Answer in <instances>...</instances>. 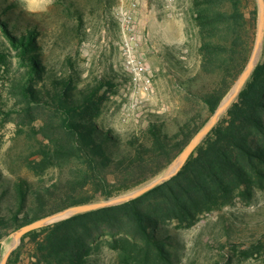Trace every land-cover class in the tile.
<instances>
[{
  "label": "trees",
  "instance_id": "trees-1",
  "mask_svg": "<svg viewBox=\"0 0 264 264\" xmlns=\"http://www.w3.org/2000/svg\"><path fill=\"white\" fill-rule=\"evenodd\" d=\"M0 0V32L23 69L9 81L11 112L35 119L45 112L32 167L56 169L53 183L11 179L0 171V260L2 242L21 227L66 208L107 201L159 176L209 121L246 67L256 38L255 0H191L189 15L198 28L199 70L188 79L187 93L201 107L175 120L171 131L154 115L139 135L127 138L99 123L112 80L81 85L72 70L58 74L45 53V32L15 4ZM115 0H56L65 19L63 35L82 43L87 16L99 7L112 21ZM11 53L0 46V68ZM264 192V43L250 79L217 125L169 181L121 205L77 214L27 233L7 264H99L103 250L116 264H177L176 240L205 218L226 216L238 200L251 202ZM252 239L246 256L264 251ZM29 246V247H28ZM28 247L27 258H22ZM224 247V246H222ZM236 251L222 256L234 264ZM222 260L217 261L220 264Z\"/></svg>",
  "mask_w": 264,
  "mask_h": 264
},
{
  "label": "rangeland",
  "instance_id": "rangeland-1",
  "mask_svg": "<svg viewBox=\"0 0 264 264\" xmlns=\"http://www.w3.org/2000/svg\"><path fill=\"white\" fill-rule=\"evenodd\" d=\"M55 1L5 0L3 6L14 3L15 15L22 13L45 32V53L58 74L75 70L81 85H96L101 78L112 80L101 91L105 98L99 123L106 129L127 138L147 129L154 115H163L169 130L175 131V120L182 122L188 112L201 107L186 90L188 79L200 66L198 28L189 15L191 0H115L112 21L103 16L100 7L87 16V38L82 43L70 34L63 35L65 16ZM255 5L258 13L257 0ZM121 7L128 12L132 28L126 35L122 33ZM0 46L11 53L8 65L0 68V171L11 179L22 177L48 185L59 177V171L42 173L32 168L38 161L35 147L40 138L32 133L38 132L45 112L36 110L35 119L11 112L14 98L9 81L23 69L1 32ZM225 212L223 218L214 215L179 232L177 264H216L219 260L222 264V256H231L233 251L234 264H264V251L245 255L251 240L264 233V192H258L249 203L238 200ZM13 234L2 242L1 259L13 243ZM99 264L116 262L103 250Z\"/></svg>",
  "mask_w": 264,
  "mask_h": 264
},
{
  "label": "water",
  "instance_id": "water-1",
  "mask_svg": "<svg viewBox=\"0 0 264 264\" xmlns=\"http://www.w3.org/2000/svg\"><path fill=\"white\" fill-rule=\"evenodd\" d=\"M258 4V23H257V33L253 49L251 51L249 60L246 64L245 69L239 76V78L234 83L233 87L217 107L216 111L209 119V121L194 135L187 146L182 150V152L177 156V158L171 163V165L157 178H155L150 183L144 185L143 187L109 199L107 201L94 202L89 204H82L77 206H72L66 208L57 213L48 215L44 218L38 219L30 224H27L13 234V243L7 249L6 253L3 255L0 264H7L11 254L18 248L22 238L29 232L41 229L43 227L52 225L54 223L66 220L74 215L83 214L91 211H95L102 208L112 207L124 204L131 200L137 199L149 191L153 190L157 186L169 181L186 164L190 156L194 153L197 147L202 143V141L207 137V135L212 131V129L217 125L220 118L226 113L232 103L237 99L238 95L244 88L247 81L250 79L253 71L255 70L262 54L263 43H264V0H257Z\"/></svg>",
  "mask_w": 264,
  "mask_h": 264
},
{
  "label": "built area",
  "instance_id": "built-area-1",
  "mask_svg": "<svg viewBox=\"0 0 264 264\" xmlns=\"http://www.w3.org/2000/svg\"><path fill=\"white\" fill-rule=\"evenodd\" d=\"M120 13L124 16V21L122 24V33L126 35L132 30V28L129 27L130 17L128 16V12L125 11L123 7H121L120 9Z\"/></svg>",
  "mask_w": 264,
  "mask_h": 264
}]
</instances>
